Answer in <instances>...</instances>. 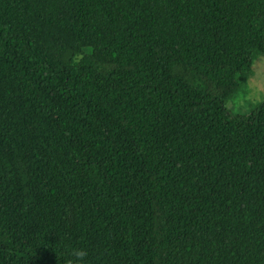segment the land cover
Here are the masks:
<instances>
[{
    "label": "trees",
    "instance_id": "16d2710c",
    "mask_svg": "<svg viewBox=\"0 0 264 264\" xmlns=\"http://www.w3.org/2000/svg\"><path fill=\"white\" fill-rule=\"evenodd\" d=\"M264 0H0V264H264Z\"/></svg>",
    "mask_w": 264,
    "mask_h": 264
},
{
    "label": "rangeland",
    "instance_id": "374dc122",
    "mask_svg": "<svg viewBox=\"0 0 264 264\" xmlns=\"http://www.w3.org/2000/svg\"><path fill=\"white\" fill-rule=\"evenodd\" d=\"M264 100V56H258L251 65L250 75L241 81L226 102L231 114H245Z\"/></svg>",
    "mask_w": 264,
    "mask_h": 264
},
{
    "label": "clouds",
    "instance_id": "9594fccd",
    "mask_svg": "<svg viewBox=\"0 0 264 264\" xmlns=\"http://www.w3.org/2000/svg\"><path fill=\"white\" fill-rule=\"evenodd\" d=\"M68 255L71 257L65 261V264H86V259L89 255V252L84 247H73L71 248Z\"/></svg>",
    "mask_w": 264,
    "mask_h": 264
}]
</instances>
